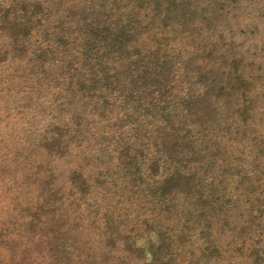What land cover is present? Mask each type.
<instances>
[{"label": "trees", "instance_id": "16d2710c", "mask_svg": "<svg viewBox=\"0 0 264 264\" xmlns=\"http://www.w3.org/2000/svg\"><path fill=\"white\" fill-rule=\"evenodd\" d=\"M124 1L0 6V100L25 117L20 134L1 140H18L13 151L28 168L21 178H36L6 187L9 197L20 191L18 203L35 193L24 210L34 213L20 224L22 245L43 264H68L55 251L60 237L90 256L78 264H175L183 256L188 264H264V213L255 219L258 205L246 208L220 191L209 159L228 125L223 86L209 78L215 69L207 75L203 60L166 48L164 34L176 38V25L159 24L157 0ZM45 106L55 118L38 132L33 117ZM56 157L63 162L51 169ZM104 190L116 192L115 211L136 215L127 230L122 214H108L110 201L97 220ZM65 206L73 224L58 227ZM84 210L92 220L79 229L84 218L75 213ZM249 243L254 249L245 250ZM7 251L0 248V264H15Z\"/></svg>", "mask_w": 264, "mask_h": 264}, {"label": "rangeland", "instance_id": "374dc122", "mask_svg": "<svg viewBox=\"0 0 264 264\" xmlns=\"http://www.w3.org/2000/svg\"><path fill=\"white\" fill-rule=\"evenodd\" d=\"M130 1L125 0L124 2ZM134 1L144 6L152 0ZM4 2L9 4V0H0V6H4ZM157 2L160 9L157 13L159 24H170L171 26L174 22L176 25L173 27L176 38L169 37L172 33L164 34L166 48L172 46L180 53L187 51L188 54L181 56L185 60L191 56L203 60V64L208 67L207 75H209L210 67L215 69L209 78L215 79L216 76L223 86L221 98L226 102L225 115L228 125L218 136L220 145L215 147V155H209V159L215 164V174L220 182V191L231 190L230 193L234 194L233 199L237 194L240 197V205L246 208L258 205L260 211L253 215L256 219L259 212L264 213V0H157ZM161 28L165 30L163 26ZM214 102L219 103L216 99ZM4 117L5 121H0V248L14 251L17 257L12 263L43 264L38 256L31 258L33 246L22 245V238L26 236L27 228L22 229L20 224H23L26 216L34 213L24 211L27 204L33 203L34 191L31 190L27 195H22L25 198L24 203H18V199L14 200L15 196L21 194L18 193L20 191L16 195L12 193V198L6 194H9L6 187L12 190L16 183L18 185L22 182L32 183L36 179L28 174H25V179L21 178L23 171L26 172L28 168L22 164L23 162L13 151L18 140L15 146L6 144L4 138L1 140L5 132L4 136L9 134L11 138L15 134H20L25 124L23 120L25 117L19 118L16 109L6 108L0 100V119ZM51 117H54L53 113L45 106L43 111L34 115L33 129L38 132L43 131ZM3 124L6 129L2 126ZM53 159L50 162L48 159L47 163L52 167L51 169L57 168L63 162L60 157ZM43 171L44 169L40 172ZM13 179L15 182H11ZM102 192L104 201L97 207V220L102 218L106 212L104 208L106 201H110L109 204L112 205L108 214L112 217L122 214L121 220L126 219L127 221L122 223L121 229L127 230L128 224L132 226L131 222H134L132 220L136 215L126 214L131 213L130 211H115V202L112 201L113 197L118 198L116 192L112 194L105 190ZM63 198L68 197L63 196ZM65 207L64 215L70 209V207ZM75 214L84 218L80 220L79 229L85 227L84 220H92L90 215H86L85 210L76 211ZM73 218L74 215L69 219L65 215L57 226L60 227L64 222L66 226L72 225ZM167 222L174 223L169 220ZM140 228L137 225L136 230ZM45 231L40 226L36 228L39 235ZM261 231L264 232L263 221ZM7 235L11 238H6ZM263 244L264 237L258 246H263ZM223 248L222 245L220 252ZM246 249H254L253 244H247ZM8 251L5 254L6 259ZM55 251L68 264H78L80 260L85 263L91 262L86 251L82 250L80 254L77 245L70 243L66 246V240L62 237L57 242ZM95 254H98V251ZM244 254L247 255V251H244ZM225 256L227 255H223ZM95 260L97 264V258ZM188 260L187 256L177 257L175 264H188Z\"/></svg>", "mask_w": 264, "mask_h": 264}]
</instances>
